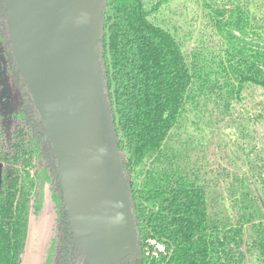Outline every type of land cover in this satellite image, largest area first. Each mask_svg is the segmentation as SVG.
<instances>
[{
	"label": "trees",
	"instance_id": "16d2710c",
	"mask_svg": "<svg viewBox=\"0 0 264 264\" xmlns=\"http://www.w3.org/2000/svg\"><path fill=\"white\" fill-rule=\"evenodd\" d=\"M173 1L105 3L107 96L139 237L131 263L264 264V0ZM24 91L26 106H0V264H20L46 186L58 218L44 264H67L57 167ZM148 239L164 247L156 259Z\"/></svg>",
	"mask_w": 264,
	"mask_h": 264
},
{
	"label": "water",
	"instance_id": "95a60500",
	"mask_svg": "<svg viewBox=\"0 0 264 264\" xmlns=\"http://www.w3.org/2000/svg\"><path fill=\"white\" fill-rule=\"evenodd\" d=\"M106 0H0L10 59L44 128L88 264L136 260L139 237L102 59ZM2 164L0 163V187Z\"/></svg>",
	"mask_w": 264,
	"mask_h": 264
},
{
	"label": "rangeland",
	"instance_id": "374dc122",
	"mask_svg": "<svg viewBox=\"0 0 264 264\" xmlns=\"http://www.w3.org/2000/svg\"><path fill=\"white\" fill-rule=\"evenodd\" d=\"M175 2L177 1L174 0L173 4ZM2 22H4V18L1 17V25L3 24ZM190 46V43L183 44V51L189 52ZM10 57L11 55L8 51L4 52L0 50V106L7 110H14L18 106V103H23L25 106L27 103L22 97L23 85L14 65L10 74L6 73L7 64L11 62ZM48 160L51 164L52 159L48 158ZM30 217H32V220L29 221L27 244L23 251L20 264H44L50 242L55 236V225L58 218L56 202L52 198V192L49 186H46L44 190L43 205L39 216L38 214L31 213ZM85 259L87 261L86 257Z\"/></svg>",
	"mask_w": 264,
	"mask_h": 264
},
{
	"label": "flooded vegetation",
	"instance_id": "af4514ba",
	"mask_svg": "<svg viewBox=\"0 0 264 264\" xmlns=\"http://www.w3.org/2000/svg\"><path fill=\"white\" fill-rule=\"evenodd\" d=\"M25 88L26 87L23 86V91L26 90ZM17 105L18 106L16 108H18L20 105L25 106V104L23 103H18ZM59 239L62 241L60 248H61V255H62V258H64L65 263L67 264H88L85 257L84 258L81 257V255L78 253L76 245L72 242L71 236L65 233V234L60 235ZM133 261L134 260L124 261V262H121L120 264H132L131 262Z\"/></svg>",
	"mask_w": 264,
	"mask_h": 264
},
{
	"label": "built area",
	"instance_id": "2783aa9c",
	"mask_svg": "<svg viewBox=\"0 0 264 264\" xmlns=\"http://www.w3.org/2000/svg\"><path fill=\"white\" fill-rule=\"evenodd\" d=\"M164 252L162 244L155 239H148L144 247V257L149 259H156Z\"/></svg>",
	"mask_w": 264,
	"mask_h": 264
},
{
	"label": "crops",
	"instance_id": "0c3cea01",
	"mask_svg": "<svg viewBox=\"0 0 264 264\" xmlns=\"http://www.w3.org/2000/svg\"><path fill=\"white\" fill-rule=\"evenodd\" d=\"M38 216H39V214H38ZM32 220V217H29V221H31ZM28 226H29V222H28ZM28 233V232H27ZM26 242H27V238H26ZM27 244V243H26ZM26 244H25V247H26Z\"/></svg>",
	"mask_w": 264,
	"mask_h": 264
}]
</instances>
